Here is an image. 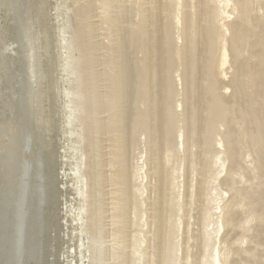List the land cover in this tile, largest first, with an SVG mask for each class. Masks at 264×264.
<instances>
[{"label":"bare ground","instance_id":"bare-ground-1","mask_svg":"<svg viewBox=\"0 0 264 264\" xmlns=\"http://www.w3.org/2000/svg\"><path fill=\"white\" fill-rule=\"evenodd\" d=\"M97 1L104 16L100 25L110 38L105 45L92 40L98 24L96 1L83 0L75 10L82 60L75 85L83 113L81 179L92 240L89 252L100 251L95 236L100 232L95 234L93 226L110 212L112 219L104 218L115 226L111 237L122 245L130 242L137 255L131 262L127 257L129 264H201L204 257L189 219L201 220L220 141L227 161L221 185L231 200L220 216L223 246L211 264H264V0H231L235 19L230 22L220 16L215 0ZM101 46L106 54L102 58L96 53ZM130 48L140 57L136 62ZM139 135L145 136L147 146L146 203L132 184L135 172L129 167ZM177 140L185 166L180 198L171 185L172 165L180 153ZM243 148L253 156L254 183L248 192L235 179ZM245 216L253 231V247L246 256L234 245L236 236L247 230ZM178 225L183 232L181 262L174 255Z\"/></svg>","mask_w":264,"mask_h":264},{"label":"rangeland","instance_id":"rangeland-1","mask_svg":"<svg viewBox=\"0 0 264 264\" xmlns=\"http://www.w3.org/2000/svg\"><path fill=\"white\" fill-rule=\"evenodd\" d=\"M95 1L98 6L94 4L93 12L98 24L92 40H99L98 43L105 45L110 38L100 25L103 10L97 0L93 3ZM227 1L215 0V6L220 16L226 20L229 18L227 21L230 22L231 18L235 19V13L230 7H233L232 1ZM79 3L83 0H0V264H90L93 260L99 261L96 264H129L133 254L137 258L130 242L122 245L114 240V236V239L111 237L113 234L109 231L114 230V225L110 221V212L103 213L102 222H98L100 226H93L95 234H101L95 235L100 240V251L89 252L92 240L89 236L91 232H88L81 177L84 168V158L81 157L83 113L78 109V89L75 85L82 63L75 15ZM220 8L223 12L231 11L229 15H224L226 13ZM96 9H99L97 13ZM107 38L109 41L105 40ZM84 39L90 38L87 36ZM131 50L129 52L133 55L130 54V58L136 62L140 57ZM99 51L96 53L102 58L105 54L102 46ZM104 84L102 81L101 86ZM178 86L181 88L179 83ZM133 109L135 111L134 106ZM180 109L177 107V111ZM27 134L31 138L29 143L25 142ZM137 140L131 148L129 167L135 172L132 184L138 189L142 202L146 203L150 186L146 177V138L139 135ZM177 143L180 153L172 165L171 185L174 196L180 198L185 166L180 140ZM217 144L214 162L209 169L211 178L206 188L201 220L195 223V220L189 219L204 257L201 264H211L212 256L223 246L221 238L224 230L219 224L224 213L223 206L231 200L230 192L221 185L227 161L221 154L222 143L218 141ZM253 177V156L249 149L243 148L241 171L235 176L236 185L244 188L243 192H248L253 186ZM104 215L110 216V220L107 218L109 223ZM179 215L182 216V213L179 212ZM245 217L242 220L246 222L247 230L236 236L234 245L246 256L247 250L253 247L250 240L253 231L250 218ZM177 229L174 255L181 262L183 232L179 225ZM123 247L127 250L123 251ZM117 251L125 257L114 256Z\"/></svg>","mask_w":264,"mask_h":264}]
</instances>
